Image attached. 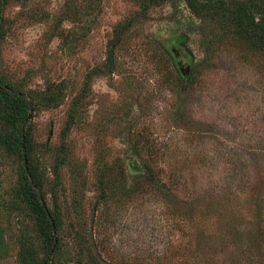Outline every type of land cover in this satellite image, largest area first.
<instances>
[{"label":"rangeland","instance_id":"1","mask_svg":"<svg viewBox=\"0 0 264 264\" xmlns=\"http://www.w3.org/2000/svg\"><path fill=\"white\" fill-rule=\"evenodd\" d=\"M80 4L9 0L0 74L35 104L32 157L41 159L45 143H60L67 110L84 91L89 73L112 56L111 75L90 79L81 122L64 140L71 162L84 163L90 186L83 200L84 230L91 228L102 263L264 264V243L263 257L256 260L247 246L253 238L254 200L263 198L264 212V54L225 38L209 58L211 66L187 85L180 72L186 75L203 52L198 19L183 2L174 9L166 1L123 30L139 12L132 0H100L97 13L88 6L90 12L67 13L70 19L56 22ZM51 84L65 89L55 107L41 98ZM135 137L155 143L157 173L168 185L176 183L174 198L153 192L128 204L100 200L94 187L96 156L101 151L109 163L140 159L144 151L133 155L130 147ZM185 193L198 195L194 204L185 202ZM202 214L205 220H199ZM17 235L4 231L0 264H9L5 248ZM67 254L63 248L59 264H74Z\"/></svg>","mask_w":264,"mask_h":264},{"label":"trees","instance_id":"2","mask_svg":"<svg viewBox=\"0 0 264 264\" xmlns=\"http://www.w3.org/2000/svg\"><path fill=\"white\" fill-rule=\"evenodd\" d=\"M132 1L138 6L139 12L120 27L122 30L140 18L150 17L166 1L174 9L183 2L198 19L195 28L203 57L191 63L186 75L185 72H180L182 83H194L204 66H211L208 60L215 47H219L225 38L233 37L252 52L264 54V0ZM8 2L9 0H0V47L10 28L9 20L5 17ZM100 5V0H82L75 12L66 10L56 22L70 19L67 13L89 11L88 6L91 13H97ZM71 45L72 43L67 44L68 47ZM113 68L112 56L109 55L106 65L94 68L89 73L83 87L84 93L76 96L67 110L65 123L59 133L60 143L57 146L45 143V148L40 149L44 153L41 159L38 156L32 157L36 149L31 141L30 114L35 104L28 93L0 74V249L4 246L5 239L2 235L5 230L18 234L15 244L11 246L7 242L5 248V259L9 264H59L63 248H66L68 260L74 264H103L90 236L91 228L87 232L84 230L86 220L83 200L85 192L90 189L84 177V163L71 162L64 140L69 131L81 122L90 79L95 75L108 77ZM64 93L65 89L61 84H51L46 87L41 98L46 105L55 107L61 104ZM130 143L133 155L143 154L144 151L146 156L132 158L129 162L116 158L112 163L106 161L101 151L96 156L94 187L100 193V200L112 204H128L140 195L153 192L160 193L165 199L170 196L174 198L176 183L168 185L157 173L158 151L155 143L140 137L131 139ZM187 195L185 193L183 198L185 202L194 204L192 199L198 195L189 198ZM254 202L256 218L253 238L247 246L251 249L252 259L256 260V255L262 256L260 249L262 242L264 243L263 198ZM96 208L97 204L93 206V211ZM206 215L202 214L199 220H205ZM228 229L231 233L235 231L230 224Z\"/></svg>","mask_w":264,"mask_h":264},{"label":"water","instance_id":"3","mask_svg":"<svg viewBox=\"0 0 264 264\" xmlns=\"http://www.w3.org/2000/svg\"><path fill=\"white\" fill-rule=\"evenodd\" d=\"M24 162H25V164H26V159H25V157H24ZM93 217H94V213L92 214V222H93ZM92 222H91V224H92ZM53 250V249H52ZM95 250H96V247H95ZM52 252V251H51Z\"/></svg>","mask_w":264,"mask_h":264}]
</instances>
